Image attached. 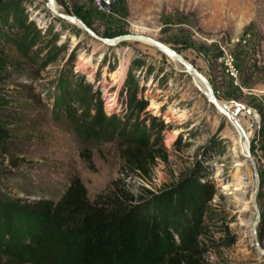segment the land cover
<instances>
[{
    "label": "rangeland",
    "instance_id": "1",
    "mask_svg": "<svg viewBox=\"0 0 264 264\" xmlns=\"http://www.w3.org/2000/svg\"><path fill=\"white\" fill-rule=\"evenodd\" d=\"M53 1L62 13L74 15V8H79L87 14L90 29L99 37L140 34L166 45L207 80L220 104L236 103L253 112L257 122L251 133L243 112L236 119L247 137L250 133L254 138L251 156L260 182L256 234L264 250V0H117L110 15L95 12L87 0ZM44 9L46 0H31L28 18L40 30L51 23L59 31L54 17L49 13L46 17ZM67 25L77 33H60L58 44L66 45L65 54L42 71L23 65L16 57V74H10L5 84L7 90L19 93L14 94V110L4 112L13 126L0 151V203H55L73 177L84 185L89 199L113 183L136 195L140 187L157 191L171 185L200 165L216 190L211 204L226 213L225 225L234 241L207 254L208 261L264 264V257L253 249L254 213L248 202L252 175L240 152L238 131L212 108L183 67L154 47L136 41L105 47ZM72 52L75 77L65 81L58 70L65 68L63 57ZM6 54L15 57L10 51ZM135 61L142 67L131 71ZM128 73L139 89L137 98L147 104L129 121L122 110L121 93ZM77 80L90 85L106 117L116 115L123 124L140 125L150 116L165 123L160 134L165 158L156 161L147 178L122 167L114 139L101 137L89 149L78 140L71 112L59 101V96L63 100L77 95L86 98ZM213 143L221 146L220 153H215ZM241 145L243 151V140ZM85 150L90 162L81 157ZM235 180L242 183L244 194L234 192ZM5 215L0 212V264H28L13 252L18 238L10 232L13 225ZM44 230L45 253H58L59 235L52 228ZM220 230L211 236L216 238ZM39 231L41 226L35 228V233ZM27 236L34 241L30 233Z\"/></svg>",
    "mask_w": 264,
    "mask_h": 264
},
{
    "label": "trees",
    "instance_id": "2",
    "mask_svg": "<svg viewBox=\"0 0 264 264\" xmlns=\"http://www.w3.org/2000/svg\"><path fill=\"white\" fill-rule=\"evenodd\" d=\"M30 3L31 0H0V151L9 141L13 126L4 112L14 110L17 104L14 94L19 93L7 90L5 85L10 74H16V57L23 65L42 71L65 54L66 45L58 44L60 33H77L56 18L52 21L57 23L59 31L51 23L44 30L38 29L28 18ZM73 11L90 29L87 14L79 8ZM43 14L49 17L46 9ZM74 59L73 52L63 57L65 68L58 70V76L65 81L75 77ZM140 67V62L135 61L130 68L133 71ZM130 74L121 89L122 110L129 116L128 121L134 120L135 114L147 105L137 98L139 89ZM81 81L77 80L86 98L77 95L63 100L59 96L60 103L71 112L78 140H83L85 149H89L101 137L114 139L122 167L147 178L156 161L165 158L160 138L165 123L150 116L140 125L128 121L123 124L120 122L123 119L116 115L106 117L90 85H81ZM75 113L77 117L73 116ZM212 145L215 153L222 151L218 143ZM85 151L81 157L90 162V154ZM204 173L205 168L197 165L171 185L157 191L140 187L136 195L113 183L93 199L88 198L81 181L73 177L55 203L38 200L14 205L6 200L0 203V212H5V219L11 220L10 232L18 238L14 242L17 247L14 254L18 259L25 257L24 263L28 264H215L206 255L227 248L234 241L225 225L226 213L211 204L216 190ZM40 226L41 231L35 233V228ZM45 228H52L59 235L56 254L45 253L48 241L45 245V230L42 232ZM219 229L220 235L212 237V231ZM29 233L34 241L27 236Z\"/></svg>",
    "mask_w": 264,
    "mask_h": 264
},
{
    "label": "water",
    "instance_id": "3",
    "mask_svg": "<svg viewBox=\"0 0 264 264\" xmlns=\"http://www.w3.org/2000/svg\"><path fill=\"white\" fill-rule=\"evenodd\" d=\"M46 10L49 14L52 15V17L59 19L63 21L64 23L73 25L76 27V29L81 30L83 33L87 35L88 38L94 40L95 42L105 46V47H114L119 43L125 42V41H136V42H144L155 49H157L159 52L164 54L165 56L173 59L176 63L181 65L187 73L192 81L193 77L196 78L200 84L203 87V90L201 91V94L206 98L207 102L212 106V108L221 116H223L227 121L233 126L235 132L236 129L240 132L243 142H244V151H242V145H241V138L238 136V141L240 145V152L243 156L244 160L249 164L251 175H252V187L250 190V198H249V204L251 209L254 213V219L251 223V236L253 239V249L260 255L264 257V250L259 246L258 238L256 234V227L259 224L260 216L256 205V195L259 190V177L255 168V163L253 161V158L251 156V144L253 143V136L250 135L247 137L245 134V131L243 128L239 125L236 117L240 114L241 111H246L248 114L251 113L249 109L246 107L233 103L231 105L234 106L233 112L231 113L229 110L228 104H219V101L215 98L213 91L207 82V80L195 69L193 66L187 62L184 58H182L179 54H177L174 50L167 47L166 45L150 38L144 35L140 34H124L121 36H118L114 39H108V38H102L96 35L91 29H89L85 24H83L76 16L74 15H68L66 13H62L57 10V8L54 5L53 0H46ZM195 88L199 91L198 86L193 82Z\"/></svg>",
    "mask_w": 264,
    "mask_h": 264
},
{
    "label": "bare ground",
    "instance_id": "4",
    "mask_svg": "<svg viewBox=\"0 0 264 264\" xmlns=\"http://www.w3.org/2000/svg\"><path fill=\"white\" fill-rule=\"evenodd\" d=\"M173 60V59H172ZM193 82L198 86V88H199V91L201 92L202 90H203V87H202V85L200 84V82L196 79V78H194L193 77ZM220 104V103H219ZM229 107V110H230V112H233V108H234V106L232 105V106H228ZM241 112H243L244 114H245V116H246V118L248 119V122L250 123V130H249V132L251 133L252 132V130H253V126H254V124L257 122V120H256V118H255V116H254V114H253V112H251L250 114H248L246 111H241ZM240 125V124H239ZM255 127V126H254ZM237 130V129H236ZM238 131V130H237ZM250 133H249V136H250ZM238 135H239V137L241 138V140H243V138H242V136H241V134H240V132L238 131ZM244 149V148H243ZM244 151V150H243ZM233 185V190H234V192H239V193H242V194H244L245 192H244V190H243V186H242V183L239 181V180H235V183H233L232 184ZM250 198V194H248V199ZM249 202V201H248Z\"/></svg>",
    "mask_w": 264,
    "mask_h": 264
},
{
    "label": "built area",
    "instance_id": "5",
    "mask_svg": "<svg viewBox=\"0 0 264 264\" xmlns=\"http://www.w3.org/2000/svg\"><path fill=\"white\" fill-rule=\"evenodd\" d=\"M90 7L98 13L110 15L117 0H87ZM259 129V126L256 127ZM264 167V161H262Z\"/></svg>",
    "mask_w": 264,
    "mask_h": 264
}]
</instances>
